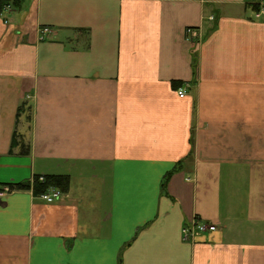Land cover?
<instances>
[{
  "label": "crops",
  "instance_id": "obj_1",
  "mask_svg": "<svg viewBox=\"0 0 264 264\" xmlns=\"http://www.w3.org/2000/svg\"><path fill=\"white\" fill-rule=\"evenodd\" d=\"M3 1L0 264H264L256 0Z\"/></svg>",
  "mask_w": 264,
  "mask_h": 264
},
{
  "label": "built area",
  "instance_id": "obj_2",
  "mask_svg": "<svg viewBox=\"0 0 264 264\" xmlns=\"http://www.w3.org/2000/svg\"><path fill=\"white\" fill-rule=\"evenodd\" d=\"M254 6L257 8L255 11V18L261 19L264 17V0H256ZM10 12V6L7 4H2L0 6V14H6ZM6 22V20H4ZM50 28L42 27L39 29V38L40 40H44L50 33ZM186 40L190 43H199L200 36L196 30L189 29L186 31ZM176 95L178 98L182 99L186 95V87L181 86L177 88ZM39 182H43V177H38ZM15 190H13L10 186H5L0 189V200L6 197L9 194H12ZM61 197V192L59 190H53L52 192H46L39 196L41 200L46 202L47 204H51L57 201ZM215 228L208 226L197 219H193V221L188 226H184L181 230L182 238L185 241H193L199 236H202L206 233L214 232Z\"/></svg>",
  "mask_w": 264,
  "mask_h": 264
},
{
  "label": "trees",
  "instance_id": "obj_3",
  "mask_svg": "<svg viewBox=\"0 0 264 264\" xmlns=\"http://www.w3.org/2000/svg\"><path fill=\"white\" fill-rule=\"evenodd\" d=\"M5 4V1H1V4ZM257 10V8L255 7V11ZM181 86H178V88ZM177 90V89H176ZM68 186V180L66 177H62V176H46L44 177V181L43 182H39L38 178L35 179V182L33 183L32 189H33V194L34 196H40L46 192L49 191V189L51 188H56L59 189L60 191H65L66 188ZM13 190H29L30 189V185L29 183L26 184H20L14 187H11Z\"/></svg>",
  "mask_w": 264,
  "mask_h": 264
}]
</instances>
